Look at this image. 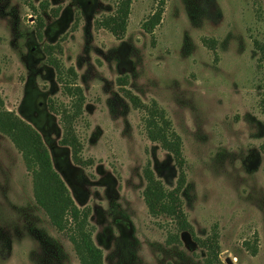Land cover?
Returning a JSON list of instances; mask_svg holds the SVG:
<instances>
[{
	"label": "rangeland",
	"instance_id": "rangeland-1",
	"mask_svg": "<svg viewBox=\"0 0 264 264\" xmlns=\"http://www.w3.org/2000/svg\"><path fill=\"white\" fill-rule=\"evenodd\" d=\"M118 3L0 0L3 107L40 134L73 202L88 210L104 264H264V0H131L114 34L101 23ZM68 81L83 95L75 159L60 142ZM152 103L180 138V165L147 136L142 105ZM147 167L166 189L182 174L192 233L149 213ZM210 237L212 258L199 243ZM0 264H81L1 132Z\"/></svg>",
	"mask_w": 264,
	"mask_h": 264
},
{
	"label": "trees",
	"instance_id": "trees-1",
	"mask_svg": "<svg viewBox=\"0 0 264 264\" xmlns=\"http://www.w3.org/2000/svg\"><path fill=\"white\" fill-rule=\"evenodd\" d=\"M130 1L119 0L116 14L107 18L101 24L114 34L119 29H123ZM157 21L158 14L153 15L151 20L144 24L143 28L145 31L151 32ZM51 54L48 52L49 62L57 71L59 80L65 82L62 79L61 66ZM68 72L71 76L74 75L71 68L68 69ZM65 93L71 98L73 105L71 110L65 109L62 112L61 122L64 132L60 142L71 147L72 156L75 159L79 145L72 129V120L79 113L83 95L81 88L70 81L65 85ZM142 106L146 112L145 122L148 138L158 142L162 148L171 152L180 165L182 162L180 138L170 129L164 110L155 103ZM0 132L5 134L21 153L26 170L31 174L33 197L36 204L44 211L57 231L67 234L80 263L104 264L102 252L91 237V229L88 226V210L80 209L73 202L67 187L53 169L48 150L42 142L40 134L14 112L6 110L3 107L1 98ZM144 178L146 184L143 197L149 213L154 216H168L175 221L178 231L192 233V228L182 210L178 196L183 182L182 174L177 186L173 189H166L162 182L153 176L148 167L145 168ZM177 236V233L171 235L173 240ZM199 243L207 250L210 258L216 256L217 244L215 238L210 237L199 241ZM208 262L210 264V261Z\"/></svg>",
	"mask_w": 264,
	"mask_h": 264
}]
</instances>
